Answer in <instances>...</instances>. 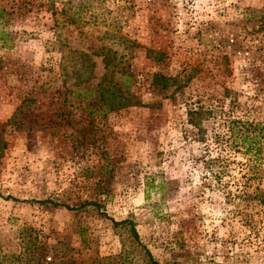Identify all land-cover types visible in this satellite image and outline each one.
I'll use <instances>...</instances> for the list:
<instances>
[{"label": "rangeland", "instance_id": "rangeland-1", "mask_svg": "<svg viewBox=\"0 0 264 264\" xmlns=\"http://www.w3.org/2000/svg\"><path fill=\"white\" fill-rule=\"evenodd\" d=\"M225 118L257 125L256 158ZM200 154L264 194V0H0V264H148L141 245L158 264H264V209L231 202Z\"/></svg>", "mask_w": 264, "mask_h": 264}, {"label": "trees", "instance_id": "trees-1", "mask_svg": "<svg viewBox=\"0 0 264 264\" xmlns=\"http://www.w3.org/2000/svg\"><path fill=\"white\" fill-rule=\"evenodd\" d=\"M154 78H158V81L164 82L165 79L161 76H155ZM165 84L161 83V88H164ZM128 100L121 98L120 96L113 97L107 101L104 102V107L107 109H114V108H120L124 105H126ZM209 109H201V107H195V108H188L186 111L187 115V122L191 124L193 127H196V135L198 140L202 141L204 139V130L201 127L202 119L205 118V116L208 115ZM222 124H224V134L222 133L223 137L230 142V144L233 145H240L242 147V153L247 154V156L251 158H256V154L259 151V142L257 139V134L259 133L258 127L255 123L249 122L247 120H241L240 118H225L222 119ZM218 136H220L218 134ZM216 135H213L214 141H218L222 137H218ZM204 153V152H203ZM200 160L201 166L203 168V173L205 174H211L213 180H215L217 186L219 189H221L227 196H229V200L231 202L237 203L242 200L246 199H253L259 207L264 209V194H258V192H254L252 194L247 193L246 191L240 189L238 185L236 186L235 190L231 192L229 189L225 188V184H222L221 177L225 173V168L222 166V162L219 160V156L215 155L213 157H203L202 154L198 155L194 159ZM4 199H9L7 197H4ZM38 203H49L51 206H60L64 208L65 210H71V207H68L66 205L62 204H56L53 202H50L48 199H41V200H31ZM30 201V202H31ZM84 205H90L93 206L97 210V204L95 202H83L81 205L77 206L76 208H81ZM101 216L107 220H109L113 226L118 225H125L128 227L129 234L132 238V240L138 244H140L138 240V234L134 229L133 223L129 220H122L119 222H115L111 220L110 218L106 217L104 214L99 211ZM142 250L146 256V261L148 264H158L155 261H153L152 257L150 256L149 252L145 249L143 245H141Z\"/></svg>", "mask_w": 264, "mask_h": 264}]
</instances>
